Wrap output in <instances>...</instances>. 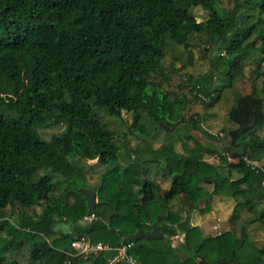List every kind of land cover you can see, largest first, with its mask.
I'll return each mask as SVG.
<instances>
[{"label":"trees","instance_id":"1","mask_svg":"<svg viewBox=\"0 0 264 264\" xmlns=\"http://www.w3.org/2000/svg\"><path fill=\"white\" fill-rule=\"evenodd\" d=\"M194 37L206 44L198 58ZM200 108L226 115L217 135ZM94 173L95 219L80 225V183ZM263 181L264 0H0V264H128L114 251L70 258V244L114 250L153 225L182 243L168 231L129 243L135 264H264V248L241 255L245 229L206 238L190 224L217 196L234 200L231 219L264 224Z\"/></svg>","mask_w":264,"mask_h":264},{"label":"rangeland","instance_id":"2","mask_svg":"<svg viewBox=\"0 0 264 264\" xmlns=\"http://www.w3.org/2000/svg\"><path fill=\"white\" fill-rule=\"evenodd\" d=\"M193 14L196 17L197 22L202 21V16L204 14V11L200 8H196L193 10ZM191 49L193 51V54L195 57H200L202 54V50L206 47V44L200 40L197 37H194L191 41ZM198 70H201L200 68ZM244 74L246 76H251V74L248 72V69L244 71ZM177 97V98H176ZM176 97H170V99L182 101L180 96ZM193 112V111H192ZM191 111L189 114L192 113ZM198 113L200 114V119L202 121L203 128L207 130L210 134L217 135L224 124L227 121V117L225 114L217 111H211V110H205L203 108H200L198 110ZM122 118L124 121L129 122L130 121V115L123 113ZM60 129L55 130H45L43 133L44 139H49L50 136L54 133L60 132ZM195 136L199 137L200 135L198 133H193ZM129 143L131 146L135 144V140L133 138H128ZM157 144H155L154 148H157ZM188 146H191V144H188ZM176 151L178 153H183V149L181 147V144L176 145ZM204 160L213 165L218 164V158L216 156H206ZM229 163L230 165H237L240 166V162L238 158L229 157ZM97 173V171H96ZM94 173V177H89L87 182L80 183V189L79 192L82 194V191H91L90 187L92 188L96 182H97V174ZM48 172H46V169L43 168L40 170L35 176L34 179H38L41 176L47 175ZM160 192L167 191L170 187V178H159L158 180ZM202 187H204L203 184H201ZM209 191L211 190V187H206ZM83 195V194H82ZM84 197V196H83ZM97 202V198H96ZM258 204L255 206L256 210H260L264 207V196L261 195L260 200H258ZM234 200L230 197L226 196H217L213 199L211 206H210V212L209 213H200V210L204 209L205 203L201 202L197 205V208L195 212L191 215L192 222L195 224L196 227H198L204 237H217L221 234H224L226 232L233 233L234 237L236 239H241V230L245 229L247 231V238L248 244L240 247V253L242 256H248L252 250L255 248L257 249H263L264 248V224L260 223H251L247 224L245 216H239L235 219H231L232 211L234 208ZM170 208L174 212H178L179 209V202L177 199H174L171 204ZM39 213L41 211V207L36 209ZM184 215V214H182ZM193 220H196L195 223ZM14 222V220H13ZM80 225H85L83 221L79 222ZM174 235V234H173ZM24 237H21L23 239ZM166 240H169L171 243V246L177 247L182 243L183 236L180 234L174 235L171 238H168L165 236ZM47 242L51 244L52 246L58 247L59 242L56 241V237H51L47 239Z\"/></svg>","mask_w":264,"mask_h":264},{"label":"water","instance_id":"3","mask_svg":"<svg viewBox=\"0 0 264 264\" xmlns=\"http://www.w3.org/2000/svg\"><path fill=\"white\" fill-rule=\"evenodd\" d=\"M243 155H244V146H240L239 148H235L229 153V157L242 158ZM232 177H233L234 181H238L239 179L243 178V175H241L237 172H234ZM82 194L84 196V200L87 203V208H88L87 215L88 216H91V215L95 216V214H96V194L92 191H82ZM260 198H261V194L258 193L256 195L255 199H256V201H258V200H260ZM161 231H168L170 233V235L174 234L173 230H169L165 226L153 225L151 232L138 231L134 235L129 236L128 238L123 240V244L126 245L129 243H134V242H136L142 238L158 240L161 237L160 236ZM176 257L180 260L187 259V257H182L179 255H176Z\"/></svg>","mask_w":264,"mask_h":264},{"label":"built area","instance_id":"4","mask_svg":"<svg viewBox=\"0 0 264 264\" xmlns=\"http://www.w3.org/2000/svg\"><path fill=\"white\" fill-rule=\"evenodd\" d=\"M257 166V165H255ZM264 184V181H263ZM94 215L91 216H87L85 218H83V223L85 224H90L93 220H94ZM131 246L129 244L123 245V247L118 248V249H112L107 245H102V244H92L89 241H78L75 240L73 242H71L70 244V248H71V252L68 254V256L70 258H76L78 256H89V255H96L98 253L101 252H111L114 251L117 254L116 260L114 263H116V261L118 260H126L128 264H135V262L127 257L126 252L127 250L130 248Z\"/></svg>","mask_w":264,"mask_h":264},{"label":"crops","instance_id":"5","mask_svg":"<svg viewBox=\"0 0 264 264\" xmlns=\"http://www.w3.org/2000/svg\"><path fill=\"white\" fill-rule=\"evenodd\" d=\"M193 221H194V223H195L196 220H193ZM190 224H191V226L196 227L195 224H193V222H192V218H191V220H190ZM61 228H62L64 231L67 230V227H66V226H61ZM172 247H173V246H172ZM173 248H175V247H173Z\"/></svg>","mask_w":264,"mask_h":264}]
</instances>
